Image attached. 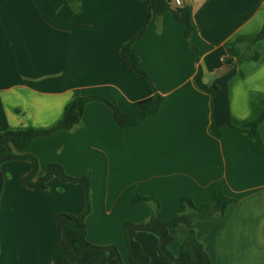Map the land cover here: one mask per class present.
I'll list each match as a JSON object with an SVG mask.
<instances>
[{"label":"crops","instance_id":"crops-1","mask_svg":"<svg viewBox=\"0 0 264 264\" xmlns=\"http://www.w3.org/2000/svg\"><path fill=\"white\" fill-rule=\"evenodd\" d=\"M184 5L194 26L189 36L168 11L153 16L134 42L142 71L165 97L157 114L122 128L107 104L89 103L79 127L39 137L24 154L41 165L59 164L69 176L90 175L87 239L115 246L125 264V225L147 222L157 208L135 204V196L156 199L161 217L171 220L182 197L200 206L217 189L235 201L224 216L196 223L198 241L213 264H264V155L242 132L211 133L212 126L247 130L264 111V39L253 47L257 60L249 55L238 62V47L264 28V0ZM147 6L79 0L75 11L65 0H0V132L54 127L76 91L123 111L150 98L147 83L121 62V48L142 30ZM199 69L214 96L195 86ZM259 134L264 144V121ZM2 171L0 264H56L62 240L56 217L83 213V187L53 178L46 193L30 189L23 183L32 171L28 160L6 162ZM44 174L41 169L38 177ZM188 233L185 224L173 230L174 257ZM136 240L151 264H171L159 255L158 236L140 231Z\"/></svg>","mask_w":264,"mask_h":264},{"label":"trees","instance_id":"trees-1","mask_svg":"<svg viewBox=\"0 0 264 264\" xmlns=\"http://www.w3.org/2000/svg\"><path fill=\"white\" fill-rule=\"evenodd\" d=\"M79 0H65L75 8ZM147 2V12L144 26L136 37L121 48L122 66L140 76L149 86L152 96L146 100L133 104L130 111H123L112 105L106 98L99 95L82 96L76 91L72 101L66 106L63 118L52 128L46 130L27 129L19 131L0 132V198L5 176L2 165L6 162L17 160H28L32 163L31 173L23 179V183L39 193L48 191V183L53 178L62 182L80 184L83 187L85 208L82 214L72 215L60 213L56 217V223L62 240L54 254L53 260L56 264H107L109 258L115 259L118 264L123 263L121 256L115 246H97L87 239L86 217L92 210V190L90 175L81 177L69 176L59 164L41 165L35 156L24 154L33 141L39 137L51 136L60 131H72L82 124L84 110L87 104L102 102L107 104L113 111L118 124L122 128L136 127L145 123L150 117L157 114L164 102L165 97L158 94L149 76L140 67V52L134 47L147 28L153 16H162L171 11L175 19L186 25V35L189 36L193 29L191 8L189 5L175 6V0H141ZM264 39V28L257 37L248 42L245 47H238V62L243 61L247 56L252 55L256 60L259 54L255 52L254 45ZM195 86L204 92L214 96L216 88H211L204 82V72L199 69L194 77ZM264 121L263 113L251 123L247 130H240L233 126L216 129L211 127V133L221 137L226 132H242L251 140L254 150L264 155V144L259 134V125ZM44 171L42 177H38L40 170ZM234 199L226 196L221 189H217L210 202L203 205H196L189 197H182L179 203L178 214L171 220H164L159 211V202L156 199L135 196V204L155 203L157 208L151 218L140 225L127 223L124 227L127 246L129 250L128 264H151L149 256L143 251L141 245L135 240V235L140 231L150 232L158 236L160 244L159 255L171 262V264H213L210 256L196 236L195 225L201 220L216 216H224L228 207L234 203ZM185 224L189 228L187 238L184 240L178 257H174L169 247L173 242V230Z\"/></svg>","mask_w":264,"mask_h":264},{"label":"built area","instance_id":"built-area-1","mask_svg":"<svg viewBox=\"0 0 264 264\" xmlns=\"http://www.w3.org/2000/svg\"><path fill=\"white\" fill-rule=\"evenodd\" d=\"M191 0H175L174 3L176 6H183L184 4L190 2Z\"/></svg>","mask_w":264,"mask_h":264},{"label":"water","instance_id":"water-1","mask_svg":"<svg viewBox=\"0 0 264 264\" xmlns=\"http://www.w3.org/2000/svg\"><path fill=\"white\" fill-rule=\"evenodd\" d=\"M227 70H229V68L226 66V67L222 68L221 70H218V71L216 72V74H217V75H223L224 73L227 72Z\"/></svg>","mask_w":264,"mask_h":264},{"label":"rangeland","instance_id":"rangeland-1","mask_svg":"<svg viewBox=\"0 0 264 264\" xmlns=\"http://www.w3.org/2000/svg\"><path fill=\"white\" fill-rule=\"evenodd\" d=\"M72 177H75V176H72ZM73 184V183H72ZM92 211V210H91ZM125 233V232H124ZM136 236H137V234L135 235V240H136ZM125 238H126V236H125ZM137 241V240H136ZM150 258V257H149ZM150 261H151V259H150Z\"/></svg>","mask_w":264,"mask_h":264}]
</instances>
